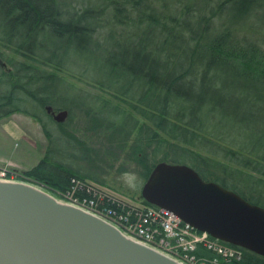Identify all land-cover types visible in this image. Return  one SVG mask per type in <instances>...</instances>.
Here are the masks:
<instances>
[{
    "label": "trees",
    "instance_id": "1",
    "mask_svg": "<svg viewBox=\"0 0 264 264\" xmlns=\"http://www.w3.org/2000/svg\"><path fill=\"white\" fill-rule=\"evenodd\" d=\"M71 1L0 0V43L11 46L26 61L38 64L20 62L14 65L13 72L0 67V118L16 110L38 117L22 108L23 105L31 103L38 109L49 103L56 79L39 65L63 71L65 61L58 56L66 57L71 47L76 49L79 44L83 49L89 43L96 48L104 46L110 55L111 79L95 77L94 82L101 90L116 91L120 101L130 105L134 102L133 109L143 115L150 114L154 131L147 128L146 138L157 139V146L169 141L173 155L184 154L202 164L203 169L191 167L203 179L216 181L264 207L261 194L254 196L248 190L241 191L225 177L209 178L218 176L209 173L211 161L192 148L199 137L201 144L211 147L210 155L223 154L234 171L252 170L259 180L264 179V94L250 91L258 88L264 91V41L260 44L259 39H250L236 30L247 18L264 20V0H95L81 9L75 8ZM103 10L104 23L108 26L111 19L117 26L118 39L114 44L106 40L111 37V29L103 35L104 45L102 37H97L103 25ZM227 91L249 92L235 98ZM257 101H261L262 116L254 109L241 121L238 115L245 106L255 107ZM216 117L244 125L245 130L260 128L257 137L262 141L241 144L219 140L221 136L207 122ZM145 128L141 124L139 131ZM160 132L163 137H159ZM164 150L159 161L179 162ZM148 154V150L142 151L146 160ZM46 160L42 158L28 171L30 179L48 186L59 196L84 201L97 212L123 218L126 210L122 206L83 182L86 179L104 184V177L78 167L49 164ZM159 161L149 165L146 162L144 180ZM137 217L138 214H131L130 219ZM224 264H264V257L243 248L240 259Z\"/></svg>",
    "mask_w": 264,
    "mask_h": 264
},
{
    "label": "rangeland",
    "instance_id": "2",
    "mask_svg": "<svg viewBox=\"0 0 264 264\" xmlns=\"http://www.w3.org/2000/svg\"><path fill=\"white\" fill-rule=\"evenodd\" d=\"M94 1L95 0H72L71 2L74 3L75 8L81 9ZM68 10L71 11L70 9ZM90 15L91 14H89L88 17L92 18ZM91 20H93V18ZM108 21H110V24L107 26V24L104 23L103 10V25L99 27L100 29L97 32V37H102V39L101 37L100 39L103 45V35L109 33V31L106 32V30H112L113 35L111 34V37L106 38L111 44L116 43L118 39L117 26L114 25L111 19ZM238 25L236 30L239 34H246L250 39L255 37L259 39L258 42L262 44V41H264V20L262 21L258 17H251ZM82 43H84V40ZM102 47L104 46L96 48V46L91 43H89L87 48L84 47L83 49L79 47V44L78 47L76 46V49L71 47V50L66 53V57H64L65 54L58 56L65 61L63 71L54 69L48 65L38 66L42 70H46L52 74L56 79L53 90H51L48 97L49 103H46L38 109H35L34 106H30L31 103H29V105H23V107L21 106L22 108L35 112L38 117H34L27 112L16 110L0 118V170L7 171V176L11 175L14 179L34 184L53 194L60 200L63 199L61 196L55 194L48 186L30 179L28 175V171L42 158H46L49 164L57 163L62 166L68 165L73 169L78 167L81 170L99 174V176L104 177V184H97L86 179H83V182L96 190L100 195L107 196L122 206L126 210L124 215L127 216L131 226L137 229L139 225L136 224L135 218L131 220L130 216L131 214L135 215V213H137L136 210L138 207L145 205L140 192L144 182V173L147 170L146 162L149 165L155 160L159 161L163 157L164 149H166L169 151L170 158L176 159L180 163L182 162L189 166H196L200 169L203 168L199 161L196 159L191 160L187 155H173L171 146L167 144L169 141L157 146V139L153 137H150V140L147 139L146 137L148 135L146 136V134L148 129H150L151 132L154 131V125L150 118V114L143 115V113L133 109L132 105L134 102H131L130 105V103L125 100L120 101L116 96V91H105L98 87L94 82L95 77L101 80H107V78L111 79V75L108 72V65L111 63L110 55L107 51L105 52ZM24 61H26V59L15 53L11 46H5L0 43V62L4 63L1 69L9 72L14 68L15 64ZM26 62H28V64H35L32 60ZM105 70L106 74H104ZM260 90L261 88L250 89V91L264 94V91ZM135 92L142 94L145 91ZM227 92L232 94L235 98H238L240 95H246L249 91ZM47 106L54 108L57 112L66 110L67 116L63 121L57 122L53 120L47 113V110H45ZM9 107L10 105H7V108ZM254 109L257 113H260V115L263 113L261 111V101H257L255 107L245 106L243 109L244 111L238 115L239 119L242 121L246 118V115L250 114V111L254 113ZM57 112H55V114H57ZM215 119L214 121L207 120V122L212 124V129L221 136L219 140L225 142L228 139L230 142L249 144L259 139L257 135L260 128H258L257 131H253L251 127L245 130L244 125L226 122L222 119H217V117ZM260 120H258V125ZM141 124L146 128L140 132L139 126ZM219 124H226V126L219 127ZM47 131L50 133L49 137L52 140L48 139ZM159 135V137L164 136L161 132ZM223 138L225 140H223ZM262 139H259V142L262 141ZM161 140L164 141V139ZM181 146L188 147L184 144H181ZM156 147H160V149L154 150ZM192 148L196 150L195 152L198 153L200 157H206L211 161L212 169L209 173H215L218 176H209V178L221 180V178L225 177L224 179L226 181L230 184L234 183L241 191L248 190L253 193L254 196L261 194V198H264L262 197L264 196V179L259 180L258 174L248 169L244 170L246 172L234 171L232 165L226 164L227 161L222 157L223 154L221 155L218 153L219 157L210 155L208 153V148L211 147L206 144H201L199 137L195 141V146ZM144 150H148L149 152L147 160L142 156V151ZM148 159L150 160L148 161ZM222 167H225V169ZM205 173H207V171H205ZM261 190L262 192L259 193ZM70 200L74 201L75 199L72 198ZM63 201L72 203L67 199H63ZM154 212L155 213H152L151 216L161 219V215L157 214L156 211ZM145 224L142 223V226H145ZM156 225H158V221L153 220L148 227L149 229H153ZM144 231L142 233L146 235ZM182 231L184 230L182 229L181 233ZM134 234L137 235V232ZM175 236L176 234L173 236L165 235V238H168L167 241H169L171 248H174L175 245L178 246V252L182 254V258H192L195 252L189 247L186 248L180 245L179 242H191L197 247V250L205 252V255L209 259H211L212 256H217L220 264L228 262L225 260L227 256L223 255V252L211 248L215 250L213 251L205 246V242H208L207 240H200V238L197 237V241H195L192 235V240H189L190 236H187L184 237L182 241ZM135 239L141 240L139 237ZM214 242L211 243L214 244L216 248H220L219 245ZM222 249L225 248L222 247ZM241 250L243 251L242 248ZM186 263L192 264L188 261H186ZM195 264L198 263L196 262ZM210 264L214 263L212 262Z\"/></svg>",
    "mask_w": 264,
    "mask_h": 264
},
{
    "label": "water",
    "instance_id": "3",
    "mask_svg": "<svg viewBox=\"0 0 264 264\" xmlns=\"http://www.w3.org/2000/svg\"><path fill=\"white\" fill-rule=\"evenodd\" d=\"M66 116L61 110L53 119ZM140 195L197 230L264 257V207L191 166L157 162ZM0 264L180 263L36 185L0 180Z\"/></svg>",
    "mask_w": 264,
    "mask_h": 264
},
{
    "label": "built area",
    "instance_id": "4",
    "mask_svg": "<svg viewBox=\"0 0 264 264\" xmlns=\"http://www.w3.org/2000/svg\"><path fill=\"white\" fill-rule=\"evenodd\" d=\"M6 172L7 171L5 170H0V180H10V181L17 180V179L12 178L11 175L7 176ZM62 198L67 199L72 202V203L70 202H67V203L73 204L77 207H80L86 211H89L103 218L107 222L117 227L127 237L135 241H138L146 246H149L157 250L160 253H163L164 255L176 260L180 264H187L186 261L191 262L192 264H195L196 262L198 264H208V263L210 264L212 262L214 264H220V263H219V258H217V256H212L211 259H209L205 255V252L197 250V247L193 245L191 242H185V243L179 242L180 245H183L186 248L189 247L190 249H193L195 252L192 258L190 257H186V259L182 258L181 257L182 254L178 252V246L175 245L174 248H171L169 241H167L168 238H165V235L173 236L174 234H176L175 237L177 239H181L182 241L184 237H187V236H190L189 240H192V237H191L192 235L194 236L195 241H197L196 240L197 237H199L200 240H207L208 242H205V246H207V248H210V250H213L211 248H214V249H218L220 252H223V255L227 256L225 257L226 258L225 260L227 261H230L233 259H240L242 252H243L240 247L223 242L217 238L210 236L206 232H201V231L196 230L189 224L183 222L172 211L165 209V208H160L157 206H152V205H147V204H145L144 206L142 205L138 207V209L136 210L137 213H135V214H138V217L135 220H136V224H138L139 227L136 229V227L131 226V223L128 221V218L126 215H124L122 218V215L110 214L109 212L106 214H102L100 212L93 210L91 206L87 205L84 201L79 202L77 200L73 201L65 197H62ZM154 211H156L157 214L161 215L162 220L151 216L152 213H155ZM153 220H157L158 225H156L153 229H149L148 226L153 222ZM142 223L144 224L146 223L145 226H142ZM182 229L185 232L182 231L181 233ZM143 231L146 233V235L142 233ZM135 232H137V235L134 234ZM136 237L141 238V240L139 241L135 239ZM214 241L219 245L220 248H216L215 245L211 243ZM186 245H190V246H186ZM222 247L225 249H222Z\"/></svg>",
    "mask_w": 264,
    "mask_h": 264
},
{
    "label": "flooded vegetation",
    "instance_id": "5",
    "mask_svg": "<svg viewBox=\"0 0 264 264\" xmlns=\"http://www.w3.org/2000/svg\"><path fill=\"white\" fill-rule=\"evenodd\" d=\"M45 110H47V113L52 117V119H53V115L55 114V112H57L54 108H50V109H47L46 107H45Z\"/></svg>",
    "mask_w": 264,
    "mask_h": 264
},
{
    "label": "bare ground",
    "instance_id": "6",
    "mask_svg": "<svg viewBox=\"0 0 264 264\" xmlns=\"http://www.w3.org/2000/svg\"><path fill=\"white\" fill-rule=\"evenodd\" d=\"M155 250V249H154Z\"/></svg>",
    "mask_w": 264,
    "mask_h": 264
}]
</instances>
